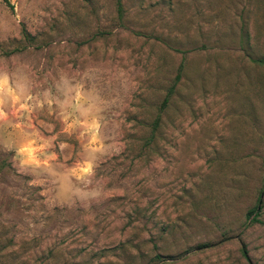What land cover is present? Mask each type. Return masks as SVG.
<instances>
[{"label": "rangeland", "instance_id": "1", "mask_svg": "<svg viewBox=\"0 0 264 264\" xmlns=\"http://www.w3.org/2000/svg\"><path fill=\"white\" fill-rule=\"evenodd\" d=\"M120 1L0 0V264H264V0Z\"/></svg>", "mask_w": 264, "mask_h": 264}, {"label": "trees", "instance_id": "2", "mask_svg": "<svg viewBox=\"0 0 264 264\" xmlns=\"http://www.w3.org/2000/svg\"><path fill=\"white\" fill-rule=\"evenodd\" d=\"M114 3H115L116 16H117L118 20H121V17L123 15V8H122L121 1L120 0H114ZM23 35L27 37L26 33H23ZM258 62H260L262 65H264V61L258 60ZM177 76L178 75L176 74L175 78H177ZM174 82H176V81H174ZM174 82L167 87L165 95L157 107L156 115L153 117V119L149 123V136L147 139L146 138L144 139V142H143L144 146H146L147 143L153 142L154 134L160 126V112L165 108V106L167 105V102L169 100L170 95H172V93H173ZM263 195H264V185L259 190V192L257 193L255 206H253L251 209H249L246 213V217L249 220V223L259 222L258 221L259 219L257 217H258V215L262 209ZM240 252H241L243 259L247 262V264H252L249 260L247 252H246L245 247L243 245H242V247H240ZM151 258L153 260L159 261L160 260V254L155 253Z\"/></svg>", "mask_w": 264, "mask_h": 264}]
</instances>
